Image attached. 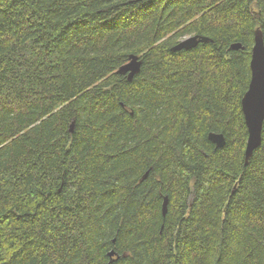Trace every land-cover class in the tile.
Here are the masks:
<instances>
[{"label":"trees","instance_id":"trees-1","mask_svg":"<svg viewBox=\"0 0 264 264\" xmlns=\"http://www.w3.org/2000/svg\"><path fill=\"white\" fill-rule=\"evenodd\" d=\"M257 28L264 0H0V264H264Z\"/></svg>","mask_w":264,"mask_h":264},{"label":"water","instance_id":"water-1","mask_svg":"<svg viewBox=\"0 0 264 264\" xmlns=\"http://www.w3.org/2000/svg\"><path fill=\"white\" fill-rule=\"evenodd\" d=\"M213 42L211 39L203 36L189 37L174 46L172 52L190 51L200 44ZM232 49L239 51L243 49L240 43L234 44ZM143 61L139 56L132 55L129 62L118 70L119 75L127 76L131 82L133 78L140 73ZM251 81L249 89L242 100V112L244 114L246 126L248 129V140L245 150V161L248 164L256 149L262 144V131L264 126V35L260 28H257L254 35V47L251 55ZM75 122L71 124V133L74 132ZM209 140L216 146L222 148L226 140L223 134L210 133ZM148 173L144 176L146 178ZM168 197L164 198L162 213L165 217L168 212ZM192 205V199L189 202ZM115 251L110 252L109 256L113 258ZM119 257V256H118Z\"/></svg>","mask_w":264,"mask_h":264},{"label":"bare ground","instance_id":"bare-ground-1","mask_svg":"<svg viewBox=\"0 0 264 264\" xmlns=\"http://www.w3.org/2000/svg\"><path fill=\"white\" fill-rule=\"evenodd\" d=\"M196 36H199V35H196ZM190 37H193V36H190ZM189 38V37H188ZM187 39V38H186ZM185 40V39H184ZM183 41V40H182ZM180 43V42H179ZM190 199H192V202H193V196L191 195ZM190 202V200H189Z\"/></svg>","mask_w":264,"mask_h":264},{"label":"rangeland","instance_id":"rangeland-1","mask_svg":"<svg viewBox=\"0 0 264 264\" xmlns=\"http://www.w3.org/2000/svg\"><path fill=\"white\" fill-rule=\"evenodd\" d=\"M186 39V38H185Z\"/></svg>","mask_w":264,"mask_h":264}]
</instances>
